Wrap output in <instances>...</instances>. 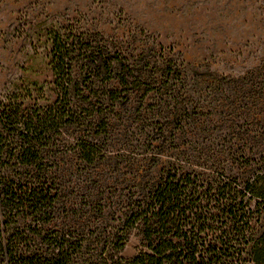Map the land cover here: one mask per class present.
I'll list each match as a JSON object with an SVG mask.
<instances>
[{
	"label": "rangeland",
	"instance_id": "1",
	"mask_svg": "<svg viewBox=\"0 0 264 264\" xmlns=\"http://www.w3.org/2000/svg\"><path fill=\"white\" fill-rule=\"evenodd\" d=\"M55 35L144 52L181 69L172 87L158 93L135 90L119 103L72 98L82 126L66 127L44 151L56 179L60 227L80 234L120 228L127 199L172 166L238 181L258 168L264 0H0V107L18 100L34 111L57 101L50 67ZM83 65L73 75L82 89ZM109 87L121 91L116 83ZM107 89L97 85L95 92ZM81 143L98 147L94 165L83 162ZM250 208L264 220V204L252 201ZM141 251L140 228L133 229L121 256Z\"/></svg>",
	"mask_w": 264,
	"mask_h": 264
},
{
	"label": "trees",
	"instance_id": "2",
	"mask_svg": "<svg viewBox=\"0 0 264 264\" xmlns=\"http://www.w3.org/2000/svg\"><path fill=\"white\" fill-rule=\"evenodd\" d=\"M51 45L57 101L34 111L18 100L0 107V264H264V220L250 208L252 201L264 204V155L241 181L175 166L163 170L127 199L120 228L110 233L80 234L57 224L56 179L44 151L66 127L82 126L72 98L119 103L135 90L158 93L172 87L181 69L144 52L126 54L60 35ZM79 63L87 76L83 89L73 79ZM104 84L108 89L98 96L95 88ZM79 153L87 165L100 158L96 145L81 143ZM137 228L143 251L125 259L128 234Z\"/></svg>",
	"mask_w": 264,
	"mask_h": 264
}]
</instances>
